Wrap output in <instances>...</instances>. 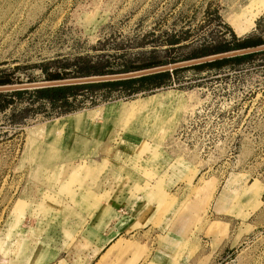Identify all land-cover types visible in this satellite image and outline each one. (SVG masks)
Instances as JSON below:
<instances>
[{
  "label": "rangeland",
  "instance_id": "obj_1",
  "mask_svg": "<svg viewBox=\"0 0 264 264\" xmlns=\"http://www.w3.org/2000/svg\"><path fill=\"white\" fill-rule=\"evenodd\" d=\"M234 36L264 37V0H0V78L79 56L165 66ZM27 90L2 91L0 264H87L76 245L108 210L128 231L91 264H264L263 54L68 105ZM85 110L104 113L94 132L74 128Z\"/></svg>",
  "mask_w": 264,
  "mask_h": 264
},
{
  "label": "trees",
  "instance_id": "obj_2",
  "mask_svg": "<svg viewBox=\"0 0 264 264\" xmlns=\"http://www.w3.org/2000/svg\"><path fill=\"white\" fill-rule=\"evenodd\" d=\"M232 45L230 44H220L211 51L210 48L205 47L201 52L192 58H202L211 55L226 53L235 50H241L251 47H256L264 44V37H246V38H236ZM178 41H172L170 44H177ZM264 55V50L259 52L247 53L243 55H237L232 57H226L222 59H217L209 62H204L200 64H195L186 68H177L173 71H162L154 74H148L135 78H126L113 81H102V82H91L83 84H72V85H62V86H51L32 90L40 99L49 101L52 105L61 103L63 105H68L70 98H75L77 94L83 91H94L96 89L108 88L111 90H117L121 92L134 93L146 88H157L167 85L171 76L174 73H178L182 69L193 68L199 71H204L208 69H222L227 66L240 65L245 61L255 59L259 55ZM171 61L169 63H174ZM161 60H150L148 62L141 63H131L124 65L121 69L111 68L106 66L100 61L93 60L90 56H79L74 61L69 63L68 67H65L62 72L49 73L47 69H44L47 74V80H61L67 78H80L89 76H101V75H112L129 73L132 71H140L144 69H150L164 65ZM12 82L9 76H4L0 78V85H8ZM30 90H14L10 92L11 96H23ZM6 94L0 92V99L4 98L3 103L0 104L1 108H7L12 105L14 100L7 98ZM9 99V100H8Z\"/></svg>",
  "mask_w": 264,
  "mask_h": 264
},
{
  "label": "crops",
  "instance_id": "obj_3",
  "mask_svg": "<svg viewBox=\"0 0 264 264\" xmlns=\"http://www.w3.org/2000/svg\"><path fill=\"white\" fill-rule=\"evenodd\" d=\"M81 113H85L87 116L78 118ZM110 115H113V113L110 112L108 120L111 118ZM104 117V113H97L94 110H85L73 115L72 121L74 123V128L84 129V131L86 130L87 132H94L103 124V120H106ZM99 118L103 120L101 121ZM118 212L119 211H116V213ZM114 213L113 210L103 212L99 222L96 221V224L89 226V230H84L85 236L83 240L76 245L78 250H83L85 248L92 250V252L89 253L90 258H88L87 264H91L94 259L98 258L99 255L101 256L104 250L110 248L112 244L128 231L126 228L119 225L122 219H117L118 221L115 222ZM120 216L119 214L118 217Z\"/></svg>",
  "mask_w": 264,
  "mask_h": 264
},
{
  "label": "water",
  "instance_id": "obj_4",
  "mask_svg": "<svg viewBox=\"0 0 264 264\" xmlns=\"http://www.w3.org/2000/svg\"><path fill=\"white\" fill-rule=\"evenodd\" d=\"M263 50H264V44L260 46H256V47L230 51L226 53L211 55L207 57L187 60V61H183L179 63L159 66V67L135 71V72L123 73V74L89 76V77H81V78L51 80V81H44V82H33V83H26V84L3 85V86H0V92L4 90L39 89V88L51 87V86H62V85L83 84V83H91V82H102V81H113V80L126 79V78H135V77H140V76H144L148 74H154V73H158L162 71L174 70L177 68L192 66L195 64L209 62V61H213L217 59H222V58L232 57V56H237V55H243L247 53L259 52Z\"/></svg>",
  "mask_w": 264,
  "mask_h": 264
},
{
  "label": "bare ground",
  "instance_id": "obj_5",
  "mask_svg": "<svg viewBox=\"0 0 264 264\" xmlns=\"http://www.w3.org/2000/svg\"><path fill=\"white\" fill-rule=\"evenodd\" d=\"M255 7H256V5H255V4H253V13H254V11L256 10V9H255ZM254 9H255V10H254Z\"/></svg>",
  "mask_w": 264,
  "mask_h": 264
}]
</instances>
